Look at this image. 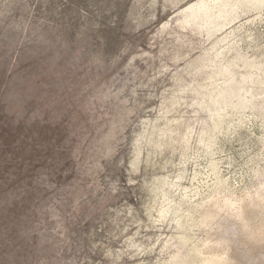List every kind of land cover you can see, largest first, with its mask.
<instances>
[{"label":"rangeland","instance_id":"1","mask_svg":"<svg viewBox=\"0 0 264 264\" xmlns=\"http://www.w3.org/2000/svg\"><path fill=\"white\" fill-rule=\"evenodd\" d=\"M210 260L264 264V0H0V264Z\"/></svg>","mask_w":264,"mask_h":264},{"label":"bare ground","instance_id":"2","mask_svg":"<svg viewBox=\"0 0 264 264\" xmlns=\"http://www.w3.org/2000/svg\"><path fill=\"white\" fill-rule=\"evenodd\" d=\"M208 6L205 4V3H202V5L200 6L199 10H205L207 9ZM208 261V260H207ZM219 261V260H218ZM207 264V263H206ZM209 264H217V261L216 260H210Z\"/></svg>","mask_w":264,"mask_h":264}]
</instances>
